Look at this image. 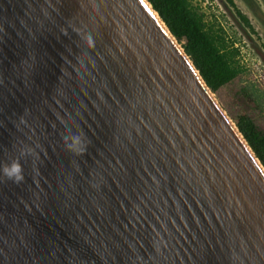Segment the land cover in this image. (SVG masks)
<instances>
[{"label":"water","instance_id":"1","mask_svg":"<svg viewBox=\"0 0 264 264\" xmlns=\"http://www.w3.org/2000/svg\"><path fill=\"white\" fill-rule=\"evenodd\" d=\"M153 10L0 0V264H264V168Z\"/></svg>","mask_w":264,"mask_h":264},{"label":"rangeland","instance_id":"2","mask_svg":"<svg viewBox=\"0 0 264 264\" xmlns=\"http://www.w3.org/2000/svg\"><path fill=\"white\" fill-rule=\"evenodd\" d=\"M191 4L207 24L221 28L228 42L238 47L242 70L236 80L252 87L264 101V0H191ZM238 11L248 18V24ZM212 93L264 168V117L260 119L245 107L227 86Z\"/></svg>","mask_w":264,"mask_h":264},{"label":"trees","instance_id":"3","mask_svg":"<svg viewBox=\"0 0 264 264\" xmlns=\"http://www.w3.org/2000/svg\"><path fill=\"white\" fill-rule=\"evenodd\" d=\"M146 1L158 12L176 39L183 41L185 52L211 90L227 86L236 98L246 104L245 107L263 119L262 96L252 87L236 80L242 70V65L237 59L239 50L228 42L221 28L215 27L213 23L207 24L203 15L192 6L191 0ZM238 14L244 23H249L244 14L240 11ZM246 116L250 117L248 114Z\"/></svg>","mask_w":264,"mask_h":264},{"label":"clouds","instance_id":"4","mask_svg":"<svg viewBox=\"0 0 264 264\" xmlns=\"http://www.w3.org/2000/svg\"><path fill=\"white\" fill-rule=\"evenodd\" d=\"M89 44L91 45L93 42L91 40V37L88 38ZM67 140L68 137H65ZM72 143H68L66 146L69 149H72L74 145H79L82 143L80 136L76 135L72 138ZM80 152H83L84 149L80 148ZM2 174L8 179L13 181L14 183H20L24 180V174H23V166L20 163L19 160H13L11 163H6L2 166Z\"/></svg>","mask_w":264,"mask_h":264},{"label":"bare ground","instance_id":"5","mask_svg":"<svg viewBox=\"0 0 264 264\" xmlns=\"http://www.w3.org/2000/svg\"><path fill=\"white\" fill-rule=\"evenodd\" d=\"M145 1V0H144ZM146 5H147V7H150L151 8V6H150V4L146 1ZM153 9V8H152ZM157 11H155V10H153V13L155 14V15H157L158 17H159V15H158V13H156ZM160 18V17H159ZM179 43V42H178ZM179 45L182 47V45L179 43ZM232 122V121H231ZM252 151V150H251Z\"/></svg>","mask_w":264,"mask_h":264}]
</instances>
